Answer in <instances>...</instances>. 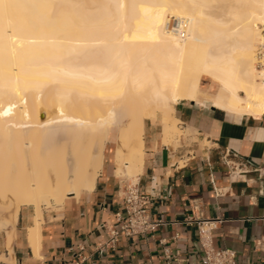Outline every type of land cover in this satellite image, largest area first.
Wrapping results in <instances>:
<instances>
[{
    "label": "bare ground",
    "instance_id": "1",
    "mask_svg": "<svg viewBox=\"0 0 264 264\" xmlns=\"http://www.w3.org/2000/svg\"><path fill=\"white\" fill-rule=\"evenodd\" d=\"M229 15L241 19L234 44ZM177 19L184 39L170 31ZM204 78L217 84L216 107L264 116V0H0L8 246L23 207L36 211V246L43 208L93 188L110 137L121 165L142 157L146 118L164 113L166 138L181 134L174 106L196 100Z\"/></svg>",
    "mask_w": 264,
    "mask_h": 264
},
{
    "label": "crops",
    "instance_id": "2",
    "mask_svg": "<svg viewBox=\"0 0 264 264\" xmlns=\"http://www.w3.org/2000/svg\"><path fill=\"white\" fill-rule=\"evenodd\" d=\"M216 95V82L204 78L196 100L174 106L178 129L189 133L177 147L173 140L183 134L166 138L164 113L143 122V155L131 179L150 200L159 222L153 231L107 246L124 184L111 138L93 188L43 208L36 246L29 239L36 211L21 209L11 245L6 231L0 235V264H73L80 243L84 264H204L199 220H222L213 232L216 250H234L237 264H264V116L218 108Z\"/></svg>",
    "mask_w": 264,
    "mask_h": 264
},
{
    "label": "built area",
    "instance_id": "3",
    "mask_svg": "<svg viewBox=\"0 0 264 264\" xmlns=\"http://www.w3.org/2000/svg\"><path fill=\"white\" fill-rule=\"evenodd\" d=\"M188 22L185 19L173 20L170 31L180 39L187 35ZM261 67V65H259ZM264 163V154L262 157ZM261 171V169H260ZM264 176V174H263ZM150 200L139 188V182L132 180L123 184V209L115 214V223L109 230V247H114L121 237L145 235L153 231L159 222H153L149 211ZM222 220H199V240L204 252V264H237V254L231 249L216 250L213 247V232L218 229ZM261 246V241L258 242ZM76 261L73 264H84L89 257L84 255L83 243L76 246ZM101 253V249H99Z\"/></svg>",
    "mask_w": 264,
    "mask_h": 264
},
{
    "label": "rangeland",
    "instance_id": "4",
    "mask_svg": "<svg viewBox=\"0 0 264 264\" xmlns=\"http://www.w3.org/2000/svg\"><path fill=\"white\" fill-rule=\"evenodd\" d=\"M237 7H236V9H233V10H231V12H234V13H236V14H238V16H240V15H242L243 14V12H244V10H243V8L240 6V5H236ZM226 20H229L230 21V24H229V26L227 27V31L229 32V34L231 35L228 39H227V42L228 43H230V44H234V43H236V41H239L240 40V36L237 34V30H238V27H239V25H240V23H241V19H240V17H238V18H235V17H233L232 15H229L227 18H226ZM260 26V25H259ZM261 27V26H260ZM201 49H198V51L197 52H199ZM235 56H236V53L234 54ZM258 68L260 69V68H262V67H259V65H258ZM180 129L181 130H183L181 127H180ZM184 131V130H183ZM181 134H183V132H181ZM189 135V133L187 132V131H184V134L181 136H179V137H175V139L173 140V146L174 147H177L178 145H180V143H181V141L183 140V139H186L187 138V136ZM180 140L179 142H177V143H175L177 140ZM111 140V137L108 139V142ZM110 146V145H109ZM118 148L120 147V145L119 144H117L116 145ZM123 150H124V153H125V155L127 156L128 154H130V151L127 149V148H123ZM140 160H141V157H137V158H135L134 160H132L130 163L128 162H124V163H122L121 165L118 163V171H119V173L120 174H123V176H121V175H119L120 176V178L122 179V180H124V182L125 181H130V180H132L131 179V177L132 178H134V176H135V174H136V169L139 167V163H140ZM55 210V209H57L56 207H52V208H49V209H47V210ZM5 215H6V211H4V213L0 216V221H3L4 220V218H5ZM3 233V231H1L0 232V235Z\"/></svg>",
    "mask_w": 264,
    "mask_h": 264
}]
</instances>
